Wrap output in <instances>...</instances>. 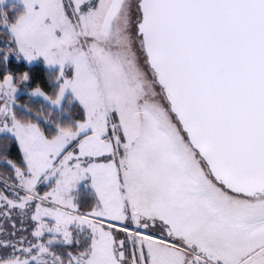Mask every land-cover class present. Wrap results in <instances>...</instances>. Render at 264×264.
I'll return each instance as SVG.
<instances>
[{
	"label": "snow or ice",
	"instance_id": "snow-or-ice-1",
	"mask_svg": "<svg viewBox=\"0 0 264 264\" xmlns=\"http://www.w3.org/2000/svg\"><path fill=\"white\" fill-rule=\"evenodd\" d=\"M0 264H264V0H0Z\"/></svg>",
	"mask_w": 264,
	"mask_h": 264
}]
</instances>
